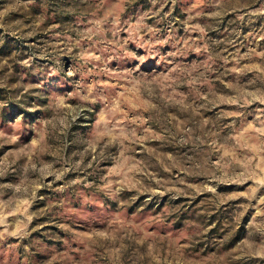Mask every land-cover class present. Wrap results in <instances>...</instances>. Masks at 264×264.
<instances>
[{"label":"rangeland","instance_id":"rangeland-1","mask_svg":"<svg viewBox=\"0 0 264 264\" xmlns=\"http://www.w3.org/2000/svg\"><path fill=\"white\" fill-rule=\"evenodd\" d=\"M0 264H264V0H0Z\"/></svg>","mask_w":264,"mask_h":264}]
</instances>
